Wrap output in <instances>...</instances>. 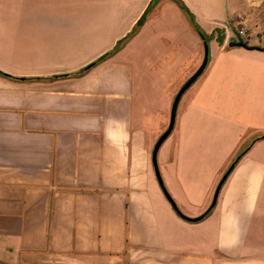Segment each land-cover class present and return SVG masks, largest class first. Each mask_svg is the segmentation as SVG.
<instances>
[{"label":"crops","instance_id":"obj_1","mask_svg":"<svg viewBox=\"0 0 264 264\" xmlns=\"http://www.w3.org/2000/svg\"><path fill=\"white\" fill-rule=\"evenodd\" d=\"M179 1L0 0V264H264V0Z\"/></svg>","mask_w":264,"mask_h":264},{"label":"water","instance_id":"obj_2","mask_svg":"<svg viewBox=\"0 0 264 264\" xmlns=\"http://www.w3.org/2000/svg\"><path fill=\"white\" fill-rule=\"evenodd\" d=\"M229 47H236V46H240L242 47L240 44H237L234 41H230L228 44ZM203 48H204V55H203V59L201 64L199 65V67L197 68V70L187 79V81L181 86V88L178 90V92L176 93L174 100L172 102L171 105V109H170V116H169V122H168V126L166 128V130L159 136L158 140L156 141L152 153H151V165L153 168V172L154 175L156 177V180L160 186L161 192L163 194V196L165 197V199L167 200V202L170 204V206L172 207V209L174 210V212L182 219L189 221V222H198L201 221L206 214L212 210L216 204L217 201V197H218V193L220 191V188L222 186V184L224 183L227 175L230 173V171L232 170L233 166H230V168H228V170L226 171V173L222 176V178L220 179V181L218 182L211 203L209 205V207L207 208V210L200 216L196 217V218H188L186 216H184L176 207L174 201L172 200V198L170 197V195L168 194L167 190L165 189L161 176H160V172H159V168H158V164H157V153L161 147V145L165 142V140L169 137V135L171 134L173 127H174V123H175V116H176V109H177V105L182 97V95L190 88V86L198 79V77L203 73L206 65H207V59H208V46L207 44H203Z\"/></svg>","mask_w":264,"mask_h":264},{"label":"trees","instance_id":"obj_3","mask_svg":"<svg viewBox=\"0 0 264 264\" xmlns=\"http://www.w3.org/2000/svg\"><path fill=\"white\" fill-rule=\"evenodd\" d=\"M176 3L178 4V6H179L180 8H182L184 11H186L187 13H189L188 10H186V8L182 5V3H181L179 0H176ZM143 21H144V18H142V20L138 23V25L136 26V28L134 29V31L132 32V34L135 33V32L137 31V29L142 25ZM194 27H195V29H196V31H197L199 37L201 38L203 44L207 43L206 36L203 34V32L198 28L197 25H194ZM236 43H237V44H240V45H241L242 47H244V48H248V47H247V44H245V43L242 42L241 40H238ZM122 45H123V43L118 44V45H117V46H116V47H115L110 53L105 54L104 56L100 57L97 61H95V62H93V63L87 65V66L84 67L80 72L75 73L74 75H71V76H72V77H78V76H81L82 74L86 73L88 70H90L91 68H93V67L96 66L97 64L103 62L105 59H107V58L110 57L112 54H114L115 51H117L118 49H120V48L122 47ZM250 49H252V48H250ZM0 76L6 77V78H10V79H13V80H15V81H25V79L12 78L11 76H9V75H7V74L1 72V71H0ZM65 77H68V76H65V75H64V76H55L54 79H57V78H65ZM37 80H39V79H37ZM239 157H240V156H239ZM239 157H238L234 162H232V164H231L230 166H233V167H234V165H235V163L237 162V160L239 159ZM230 166H229V168H230Z\"/></svg>","mask_w":264,"mask_h":264},{"label":"built area","instance_id":"obj_4","mask_svg":"<svg viewBox=\"0 0 264 264\" xmlns=\"http://www.w3.org/2000/svg\"><path fill=\"white\" fill-rule=\"evenodd\" d=\"M262 23H264V16L262 18ZM234 30H235L236 34L238 35V37L244 38L247 34L245 21H243L242 19L238 20L236 22V25L234 26Z\"/></svg>","mask_w":264,"mask_h":264},{"label":"rangeland","instance_id":"obj_5","mask_svg":"<svg viewBox=\"0 0 264 264\" xmlns=\"http://www.w3.org/2000/svg\"><path fill=\"white\" fill-rule=\"evenodd\" d=\"M236 22H237V21H235V25H236ZM231 24L233 25V22H231ZM233 27H234V26H233ZM202 51H203V55H204V48H203ZM161 146H162V145H161ZM157 154H158V153H157ZM158 157H159V156H158ZM238 157H239V156H238ZM238 157H237V158H238ZM237 158H236V159H237ZM236 159H235V160H236ZM235 160H234V161H235Z\"/></svg>","mask_w":264,"mask_h":264}]
</instances>
